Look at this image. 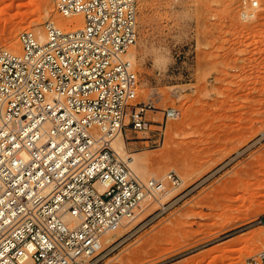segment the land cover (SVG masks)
Listing matches in <instances>:
<instances>
[{
	"label": "rangeland",
	"instance_id": "374dc122",
	"mask_svg": "<svg viewBox=\"0 0 264 264\" xmlns=\"http://www.w3.org/2000/svg\"><path fill=\"white\" fill-rule=\"evenodd\" d=\"M241 2L137 0L135 102L156 109L150 131L124 132L126 146L147 178L175 171L182 183L162 193L160 216L135 226L159 206L146 200L110 233L101 264H246L264 248V225L250 223L264 212V0L248 19ZM54 4L0 0V47L19 49L24 29L45 36L47 21L68 17Z\"/></svg>",
	"mask_w": 264,
	"mask_h": 264
},
{
	"label": "built area",
	"instance_id": "2783aa9c",
	"mask_svg": "<svg viewBox=\"0 0 264 264\" xmlns=\"http://www.w3.org/2000/svg\"><path fill=\"white\" fill-rule=\"evenodd\" d=\"M243 19L259 0H242ZM82 25H44L0 47V264H101L106 235L133 221L181 177L142 178L114 148L119 132L150 131V102L127 57L138 38L137 0H55ZM178 109L164 111L167 120ZM163 125V123H162ZM158 129L155 143L164 131ZM158 202V201H157ZM135 226L145 225L169 205ZM252 225H264V212ZM246 264H264V248Z\"/></svg>",
	"mask_w": 264,
	"mask_h": 264
},
{
	"label": "bare ground",
	"instance_id": "6f19581e",
	"mask_svg": "<svg viewBox=\"0 0 264 264\" xmlns=\"http://www.w3.org/2000/svg\"><path fill=\"white\" fill-rule=\"evenodd\" d=\"M82 20H83V17H82L81 14H75V15H71V16H68V17H58L54 21L56 22V24L58 26L68 28L70 24H75L76 26L82 25ZM39 29H40V27H39ZM38 38H39L40 41H44L45 40L44 33H42V32L38 33ZM127 57L133 61L135 59L134 51L133 50L132 51L129 50V52L127 53ZM112 144H113L114 148L119 152V154L124 159H126L128 161L130 167L132 168V170L137 175H139L142 178H145L147 176L148 172H146L147 171L146 170L147 167H146L144 159H142L136 153L128 152L127 146H126V139H125V133L124 132H119L114 137ZM157 201L161 202V200H157ZM144 204H145V202H144ZM143 206H145V205H143ZM142 211H144V210H142ZM123 229H124V227H123ZM110 233H112V232H110ZM110 233H108L106 235V239L108 237L111 238V234ZM104 242H107V241L105 240ZM104 242H103V244H104Z\"/></svg>",
	"mask_w": 264,
	"mask_h": 264
}]
</instances>
